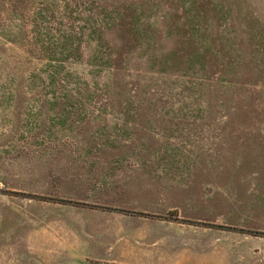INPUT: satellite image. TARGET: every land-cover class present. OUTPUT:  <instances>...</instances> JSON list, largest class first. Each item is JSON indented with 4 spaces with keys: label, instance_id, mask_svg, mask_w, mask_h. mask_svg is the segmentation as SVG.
I'll return each instance as SVG.
<instances>
[{
    "label": "rangeland",
    "instance_id": "obj_1",
    "mask_svg": "<svg viewBox=\"0 0 264 264\" xmlns=\"http://www.w3.org/2000/svg\"><path fill=\"white\" fill-rule=\"evenodd\" d=\"M0 264H264V0H0Z\"/></svg>",
    "mask_w": 264,
    "mask_h": 264
}]
</instances>
